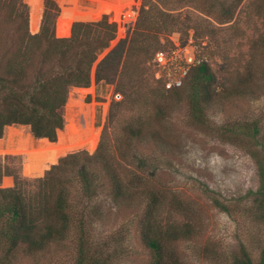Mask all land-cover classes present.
Instances as JSON below:
<instances>
[{"label": "rangeland", "instance_id": "374dc122", "mask_svg": "<svg viewBox=\"0 0 264 264\" xmlns=\"http://www.w3.org/2000/svg\"><path fill=\"white\" fill-rule=\"evenodd\" d=\"M44 1H37L40 14L37 30L32 32L31 8L22 0L30 35L39 33L44 23ZM48 1L55 7L47 19L53 35L56 21L65 30L58 37L69 38L70 25L80 22L66 20L61 9L76 19L86 11L99 14L97 0ZM99 4V12L105 14L102 16L116 25L115 37L97 53L88 86L68 88L60 110L63 126L56 130L55 140L34 137L29 126H5L0 137V166L11 172L8 177L15 176L25 191H35V181L67 155L47 161L48 152H31L21 132L10 129L6 133L7 129L23 128L35 141L55 143L66 125L65 111L92 104V126L98 130L95 148L91 150L83 137L73 139L62 134L60 144H75L65 153L81 155L73 163L72 174L83 164L88 171L100 173L103 163L92 156L101 145L104 161L128 187L130 197L116 201L104 187L86 200L74 182L77 188L70 202L81 203L77 212L82 206L88 212L90 207L91 215L85 216L83 229L91 255L108 257L107 264L150 261L139 236L147 192L160 199L153 215L162 226H192L189 239L166 245L182 264H230L242 247L257 262L264 247V220L258 217L252 193L258 188L256 159H264V0H99ZM125 7L129 16L122 14ZM141 9L148 12L149 25L139 31L145 36H135L133 49L119 64L118 73L121 66L125 71L110 81H96L97 64L120 41L132 37ZM230 9H234L232 16L226 20ZM2 18L1 13L0 54L14 47L13 28ZM159 52L163 59L157 61ZM201 61L207 63L217 83L214 97L204 108L205 122L198 127L189 116L188 78L184 81L183 72ZM248 75L250 81L246 82ZM240 82H245L249 93L230 95L229 89ZM173 87L179 89L178 94L172 92ZM76 88L84 98L78 105L66 106L71 96L77 97ZM251 124L259 129L254 138L247 135ZM19 156L24 157V168ZM214 199L228 212L217 208ZM78 236L72 229L66 240L34 252L20 244L11 253L13 257L6 255L0 240V264H75Z\"/></svg>", "mask_w": 264, "mask_h": 264}, {"label": "trees", "instance_id": "16d2710c", "mask_svg": "<svg viewBox=\"0 0 264 264\" xmlns=\"http://www.w3.org/2000/svg\"><path fill=\"white\" fill-rule=\"evenodd\" d=\"M44 6L47 15L40 32L30 35L26 7L22 0H0L2 22L13 28L11 39L14 42L11 51L0 54V137L5 126L25 125L30 127L34 137L54 141L56 130L63 126L60 110L68 88L88 86L90 67L97 53L105 49L115 37L116 25L108 22L107 16L86 11L82 18L76 19L61 9L62 16L68 21H96L101 17L93 23H74L69 38H56L47 20L49 12L55 10V7L48 0L44 1ZM230 10L226 12V20L231 18L234 9ZM148 25V12L141 9L132 37L120 41L97 64L96 81H110L115 75H122L125 69L121 66L118 73L119 64L130 54L136 38L146 35L139 31L148 28ZM187 78L185 87L188 91L186 98L189 116L192 124L199 127L205 122L204 108L214 97L217 82L204 61L190 66L186 70L184 81ZM247 79L250 81L249 75L248 78L246 76V82ZM244 83L234 84L233 89H229L230 95L243 96L249 93ZM171 90L178 94L179 89L173 87ZM75 93L77 97L74 99L71 96L66 106L78 105L84 98L80 89H75ZM10 129L22 133L33 153L43 150L47 152L49 147L55 145H49L46 141H35L23 128L9 127L6 133ZM258 132V126L251 124L247 135L254 138ZM80 156L79 153L67 155L46 172L42 179L35 181L36 188L32 192L25 191L21 182L15 176L13 179L8 177L11 172L0 166V181L2 179L3 183L0 188V240L4 244L6 255L13 257L11 253L20 244L28 252H34L49 243L64 241L74 229L79 235L75 264H107L108 257H102V254L94 257L89 252L83 223L85 216L91 213L90 207L87 206L88 212L84 206L81 212H77L81 203L70 202L73 189L77 188L74 184L77 183L86 200L92 199L104 187L109 188V193L116 201L130 195L126 192L128 187L120 183L116 172L110 168L107 160L104 161V148L101 145L92 156L103 163L100 173L88 171L83 164L72 174L73 163ZM256 166L258 188L252 195L255 208L259 212L258 217L264 220V159L257 158ZM68 171L72 176L68 175ZM146 196L148 201L140 223L139 236L149 251L150 261L147 264H182L176 253L166 248V245L179 239H189L193 233L192 226L175 223L162 226L153 215L158 210L160 199L154 193L146 192ZM213 204L221 211L228 212V208L218 200L214 199ZM230 264H264V247L257 262L242 247L232 257Z\"/></svg>", "mask_w": 264, "mask_h": 264}, {"label": "bare ground", "instance_id": "6f19581e", "mask_svg": "<svg viewBox=\"0 0 264 264\" xmlns=\"http://www.w3.org/2000/svg\"><path fill=\"white\" fill-rule=\"evenodd\" d=\"M37 1H39V0H28V3L31 6V12H32V14H31V22H30V24H31L30 28H31L32 31L33 30H35V31L37 30V24H38V20H39V13H38V7H37V5H38L37 3L38 2ZM95 6H96V9H97L98 13L102 14V13L99 12V9H100L99 0H97ZM122 14L124 16H126V14H127V16H129V12H127L126 7L122 11ZM102 15H104V14H102ZM100 17L101 16H99L97 18V20ZM80 22H84V21H80ZM64 23H66V21ZM57 27H60V29L62 31V35H63L65 30H63L61 28L62 25H58L57 24ZM120 34H121V31H120ZM57 35H58V33H57ZM76 89H78V88H76ZM85 104L83 103L80 108L70 109V111L69 110L65 111L66 125H65V127H64V129L62 131L58 132L57 140H56L55 143H50L46 139L37 140V141H46L49 145L55 144L54 146L49 147L48 150H47V152H49V154L45 155V159L47 161L48 160H53V158H56V157L63 156L64 154H66L65 153L66 151H69L68 149L70 147H74L75 146L74 143L70 144V143L63 142V143L60 144L61 138H62V134L64 136L66 135L67 137L69 136V138H73V139H78V138L83 137V139H86L85 142L88 144V146L91 148V150H93L95 148L97 135H98V130L97 129H93V126H92L94 105H92V104L91 105H85ZM105 110H106V105L103 106V112H105ZM24 150L26 152L28 149H24ZM23 156H19V157H21L23 159V168H24V157ZM58 160H59V158H58ZM23 175H24V173H23ZM26 177H28V176H26ZM30 177H32V176H30Z\"/></svg>", "mask_w": 264, "mask_h": 264}, {"label": "water", "instance_id": "95a60500", "mask_svg": "<svg viewBox=\"0 0 264 264\" xmlns=\"http://www.w3.org/2000/svg\"><path fill=\"white\" fill-rule=\"evenodd\" d=\"M27 2H28V0H27ZM29 4V3H28ZM29 6H30V4H29ZM30 8H31V6H30ZM31 14H32V12H31ZM30 22H31V16H30ZM86 22H93V21H86ZM74 23H78V22H74ZM74 23H72L71 25H70V28H69V31L67 32V36H69V34H70V30H71V27H72V25L74 24ZM57 24H58V21H56V23H55V26H54V36L56 37V38H65V37H57V33L60 35H62V31H61V29H60V27H57ZM31 25V24H30ZM32 31V30H31ZM33 32V31H32ZM72 153H74V152H70V153H68V154H72ZM68 154H65L64 156H66V155H68ZM63 156V157H64ZM57 162V161H56ZM52 165H54V164H52ZM51 165V166H52ZM50 167V166H49ZM25 176V175H24ZM26 177V176H25Z\"/></svg>", "mask_w": 264, "mask_h": 264}, {"label": "built area", "instance_id": "2783aa9c", "mask_svg": "<svg viewBox=\"0 0 264 264\" xmlns=\"http://www.w3.org/2000/svg\"><path fill=\"white\" fill-rule=\"evenodd\" d=\"M156 59L157 61H160L163 59V53L159 52L156 54ZM183 74L185 75L186 74V70L183 72ZM180 84V83H179ZM179 86V85H178ZM169 88V87H168Z\"/></svg>", "mask_w": 264, "mask_h": 264}]
</instances>
